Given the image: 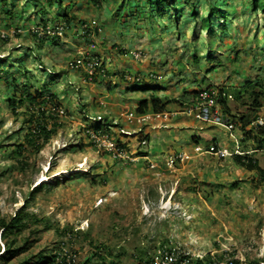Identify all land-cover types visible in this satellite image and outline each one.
<instances>
[{
  "label": "rangeland",
  "instance_id": "1",
  "mask_svg": "<svg viewBox=\"0 0 264 264\" xmlns=\"http://www.w3.org/2000/svg\"><path fill=\"white\" fill-rule=\"evenodd\" d=\"M95 1L64 0L63 6L72 7L69 14L76 21L98 23L109 38L111 44L102 47L101 39L97 42L94 36L97 33L91 31L97 49L103 51L99 55L108 71L121 65V71L109 73L108 77L118 75L132 83L135 75L144 77L145 74L136 71L144 65L147 72L163 76L159 82L148 77L146 81L153 93L170 101L167 111L188 109L194 87L202 83L223 89L233 115L247 114L242 105L247 96H241L239 101L235 99L245 77L260 76L264 84L261 74L264 0L258 9L249 5L250 0H182L185 9L197 5L196 19L187 10L177 16L170 10L166 18H153L151 4L136 0L142 12L130 20L132 24L121 13L126 11L122 6L134 0ZM6 2L0 0V30L16 32L0 39V216L10 219L18 210L27 215L29 227L8 242L15 239V247L24 246L27 239L30 242L27 249L4 261L7 240L0 228V264H28L27 261H36L40 253L71 255L75 259L71 264H80L92 241L105 243L124 264H136L139 257L146 259L147 255L156 257L164 245L195 253L227 245L234 253L242 249L248 258L256 257L264 248V182L231 157L221 159L211 153L193 154L172 167L165 164V157L172 153H192L193 144H199L202 150L213 143L233 148L229 132L217 125L197 131L199 121L194 115L190 118L182 113L167 118L153 116L125 125L108 123L116 131L109 129L113 139L120 138L121 127L132 131L131 135H121L130 143L127 154L136 158L113 159L106 143L94 141L81 126L94 124L84 114L87 111V115L108 116L118 100V92H121L120 102H130V109L134 110L138 103L135 99L141 100L150 92L127 93L123 85L122 91H117V86L110 87L113 84L110 77L106 83L98 80L84 83L80 79L82 75L67 66L74 51L72 45L76 44L75 33L67 30L58 45L40 42L32 35L34 29L42 27V7L56 20L57 15L65 18L63 6H46L47 0ZM211 2L227 10L226 19L217 18L214 25L218 28L220 54L211 52L216 51L215 41L201 30ZM135 49H140L145 58L132 59L129 55ZM213 54L216 58L211 57ZM40 63L56 74L41 70ZM127 66L130 69L123 71ZM24 83L31 93L46 86L59 95L63 124L39 150L26 149L24 154L16 156L13 150L24 142L28 123L22 114L13 115L8 99L18 97L20 93L13 95L14 88ZM107 93L109 99L104 97ZM94 94L103 98L99 105L95 99V106L87 108L83 104ZM27 108L26 102L18 109L27 111ZM180 115L187 120L178 121ZM165 123L167 128L162 127ZM145 135L148 143L141 145ZM242 145V149L255 147L248 139ZM137 151L150 152L149 158H156L157 166L151 168L144 158L138 157ZM251 155L264 169V149ZM83 163L87 171L79 170ZM43 175L47 180L38 183ZM38 219H44L47 224L37 222ZM64 229H67L65 236L61 234Z\"/></svg>",
  "mask_w": 264,
  "mask_h": 264
},
{
  "label": "trees",
  "instance_id": "2",
  "mask_svg": "<svg viewBox=\"0 0 264 264\" xmlns=\"http://www.w3.org/2000/svg\"><path fill=\"white\" fill-rule=\"evenodd\" d=\"M5 4H7L6 0H2ZM64 0H47V5L49 7H54L56 4H59V6H63ZM95 1V0H92ZM149 4H151V10H150V16L153 18L160 17L163 19L166 18L169 11H173L174 16L179 15L180 12L183 10H187L190 17L196 19L198 16L197 13V5H192L191 7L185 9V4L182 2V0H145ZM262 0H250L249 5H251L254 9H258L260 6H262L261 3ZM96 2V1H95ZM223 2V1H222ZM213 2L209 3V9L207 15L202 19V27L201 30L209 33V37H211L214 42L215 50H211L213 53H218L220 50L219 43L217 42L218 39V28L214 27L217 23H215V20L219 18L220 20L224 21L226 19V15L224 12H227L225 8H220L219 3L213 5ZM130 4V5H129ZM124 7L126 10L125 12L122 11L121 15L126 16V21L128 23L132 22L131 19H135L138 16L139 13H141V6L136 2V0L130 2ZM128 7V8H127ZM184 7V8H183ZM64 8V14L65 18H57L59 17L57 15L56 20L53 18H50L48 13L45 11V7H42L40 10L41 12V19L43 20L42 23V29L40 31H43L41 35H39V31L32 32V35L35 39L39 40L40 42H47L51 41L55 45L58 43V35L49 36L48 31H54L56 26H53V23L59 24V22H74L76 20V17L69 14V11L72 10V7H65ZM127 8V9H126ZM8 12L9 9H6ZM6 13V12H5ZM220 14V16H219ZM60 15V14H59ZM61 16V15H60ZM133 17V18H132ZM169 17V16H168ZM48 25L50 26L49 29H47ZM220 28V27H219ZM226 31L225 27L223 29ZM238 50V49H237ZM236 50V51H237ZM217 55H212V58H216ZM38 60H40V57H38ZM195 61H198L197 58H195ZM198 63V62H197ZM41 64V63H40ZM53 75V74H52ZM7 82V81H6ZM255 83L252 81L247 80V82L242 86L244 89L242 91L247 92V99L249 101H246L243 103L244 105L250 104V109L255 110L257 107H260L264 105V91L256 89ZM19 88L18 85L14 88L13 95H16L20 93V95L17 97H13L11 99H8L9 106H11V110L14 116L23 115L24 116V122L28 123V132L24 135V142H21L17 144L16 148L13 150L16 156H21L24 154L26 149L28 150H39L43 143L48 142L53 136H55L58 132V130L62 127V120H60L61 115H59V107H61V102L59 99V95L46 86H41L39 89H36L35 93H31L30 89L26 88V83L20 85ZM145 90V87H144ZM240 91V94L241 92ZM222 92V91H220ZM240 97V96H239ZM28 103L27 111H19L18 108L25 105V103ZM220 102L224 105V108L226 111H229L227 108V104L225 102L224 97L220 98ZM167 102L163 101L161 98L155 96L154 94H150L147 98L141 99L138 102L137 111L139 113H145L148 111L151 112H160L163 111L166 107ZM245 115L241 117V119H244ZM251 123V121H244L242 122V125L240 128L244 129V127ZM255 130V132L253 131ZM253 137V146L256 144L258 146L257 148H263L264 149V126L260 127H254L251 131H247L245 133L246 136ZM245 138L242 139V142H245ZM140 154H145L143 151H139ZM233 161L245 168L246 170L250 172H254L257 176L260 182H264V169L259 165L257 159H255L252 155H234L232 157ZM235 184V183H234ZM232 184V186H234ZM38 189L33 190L30 195H34ZM39 223H43L44 225L47 224L44 219H38ZM29 227L28 218L27 215H25L21 211H17L13 217L10 219H6L4 217L0 216V228H2V234L6 241V248L3 253H6L7 255L3 256L4 261H7L10 257H14L18 255L24 248H28V244L30 242V239H27L25 241L24 246L15 247V239L10 240L12 236H17L22 231L27 229ZM66 230L64 229V232L61 234L63 236L66 235ZM91 243V242H90ZM90 249L88 250L87 256L80 261V264H124L123 261L119 258L118 254H115L114 251L111 249H108L107 245L103 242H97L90 244ZM165 246V245H164ZM32 259L35 258V256L31 257ZM59 259L62 260L65 264H71L66 263V256L64 255H58L56 253L47 255L40 253L36 257V261H27L28 264H60ZM155 259V256H148L146 259L143 257H139L136 264H153ZM196 264V263H195ZM197 264H201L198 262Z\"/></svg>",
  "mask_w": 264,
  "mask_h": 264
},
{
  "label": "clouds",
  "instance_id": "3",
  "mask_svg": "<svg viewBox=\"0 0 264 264\" xmlns=\"http://www.w3.org/2000/svg\"><path fill=\"white\" fill-rule=\"evenodd\" d=\"M98 23H93L92 22H89L87 23L86 21L84 20H75L74 22H68V23H64V22H59V24H56V23H53V26H56L57 28H55L54 31H51L49 30L48 32V35L51 37V36H54V35H58V40H60V38L62 36L65 35V33L67 32V30L71 31V33H75L76 35L74 36L75 38H73L74 40V43L76 42V44H73V55L71 57L68 58L67 60V66L69 68L70 71L74 72V73H79V75H82V78L81 81H83L84 83H88L87 81H95V80H98L99 83H106L107 81V78H111V75L108 77V74L111 72L108 71L109 69L107 68V64L105 63L104 59L102 58L101 55H99L100 53H98L96 51L97 49V43L95 40H93V34H91V31L93 30L94 32L97 33V35H94V36H97V42H98V38H100L101 34H102V27H98L97 26ZM43 27L41 28H37V29H32L33 31L32 32H37L39 31V35H41L43 33V31H40ZM50 26L48 25L47 29H49ZM14 30V33L16 32L15 29ZM21 30L20 29H17V32H20ZM7 32H10L7 31ZM13 34V33H11ZM92 36V37H91ZM8 37V36H7ZM91 37V38H90ZM6 38V37H5ZM4 38V39H5ZM59 43V41H58ZM91 44H94L95 47L90 49V52L92 55H95L98 59L101 60L102 62V66L99 67V68H96L95 71H94V74L90 77L87 76V74L84 72V69L83 68H72L69 64L71 63L72 60H75L76 58L79 57V55L77 54V50L81 47H84V48H89V46ZM58 45V44H57ZM237 50V49H236ZM235 50V52H237ZM264 50V47L263 49ZM141 52V55L142 57L140 59H135L134 56H133V52ZM208 52V51H207ZM220 52V51H219ZM131 55H129L132 59L136 60V61H141L142 58L144 59L145 57H143V52L140 50V49H135L133 51L130 52ZM261 53V52H260ZM193 54V53H192ZM220 54V53H219ZM191 56H194V55H191ZM236 57V56H234ZM198 59V58H197ZM233 60V59H232ZM110 62V61H109ZM198 62V61H197ZM196 62V64H197ZM112 65V64H111ZM40 68H42L41 70H44L46 72V69H44L43 65L40 64L38 65ZM45 66V65H44ZM202 68V67H201ZM262 68V71H261V74L264 75V67H261ZM104 70L103 72H101V70ZM48 70V69H47ZM48 72L52 75V74H56V73H53L51 70H48ZM124 73V72H123ZM125 75V73H124ZM96 77V78H95ZM148 77V80L150 79L151 81L153 82H159L162 80L163 76L159 73H154L153 71H149L147 72V74L144 75L143 78H139L138 75H135L134 76V81H132V83H127L126 79L125 78H121L122 80H125L122 81L123 82V86L125 89H127V91H132V90H136V91H142L144 92L145 94L149 93L150 94H154L155 96L161 98L163 101H166L167 103L170 102L168 99L166 98H162L161 96L153 93L151 90V88H149V84L147 83L146 79ZM264 77V76H263ZM248 79H242V83L240 85V87L238 88V96H237V99H235L236 101H239L240 97L242 96V98H245L243 97L244 95L247 96V92L246 91H242L244 88L242 87L246 82L247 80L249 81H252L253 83L257 84L256 85V89L258 90H263L264 91V84H263V80H262V77L260 76H255L256 79L254 78H249L247 77ZM129 79L133 80V78L129 77ZM241 79V78H240ZM68 83H70L68 81ZM118 83H113L110 85V87H113L112 85H115L117 86ZM120 84V83H119ZM153 85H157V84H153ZM144 87H145V90H144ZM161 88H166V87H163V86H160ZM195 90L193 91L194 92V95L193 97L191 98V101H190V104L188 105V109H186L185 111H178V112H170V111H167L165 108L163 111H160V112H151V111H148V112H145V113H139L137 111V106H138V103L137 105H135V109L134 110H131L129 107H126L123 108L116 117H113V116H110L108 114L107 115H102V114H99V113H96L95 115H87V111H86V114H84V117L85 118H88L90 119V121L94 124H91V125H82L81 126L83 127V129L85 131H87V133L91 134V138H93V140H99L100 143H106V145L108 146V149L110 150V153H111V156L113 159H119V160H135L136 158L134 157H131L130 155L127 154V150L129 149V145L130 143H128V141L126 140H123V135H121L122 133L123 134H128V135H131L132 134V131L128 130V129H124V127H121L118 132V137L120 135V138H114L113 139V135H111V132L109 129H111V127L109 126L108 123H113V124H127L131 121H140L141 119L144 121L146 120L147 118H150V117H160V116H163L164 118H167V117H171V116H174L176 114H179V113H182L183 115L185 114L186 116L192 118L193 115H194V118L199 121V126H198V129L197 131L199 130H203L205 128V126H221V127H224L230 134V137H232L233 139V148H226V147H220L218 144L216 143H213L211 144L208 148H206L205 150H202L200 152H197L195 151V147H200L199 144H193V149H192V153H189V152H186V151H178V152H175V153H172L168 156L165 157V164L168 165V160L170 157H176L177 155L179 154H187L189 155V158H192L193 157V154H202V153H211V154H214L216 155L214 152H212L210 149H211V146H214L215 148L217 149H228L229 151H231V155L229 156H226V157H220L218 155H216L218 158H221V159H226V158H229V157H233L234 155H251L253 152H256L258 149H263V148H257L258 146H256V144H254V148L252 149H242L243 145L242 143V139H248L249 141H251V144L253 145V137L250 136L248 134V136L245 135V133L247 131H251L254 127H260V126H264V105L260 106V107H257L255 110H251L249 107H250V104L249 105H244L243 103H245L246 101H249L248 99L242 103V105L247 109V114H242V116L245 115V118L244 119H241L242 116L240 115H233L232 114V110L230 109V105H228L227 103V98H226V93L223 91V89L221 87H215L214 85H207V86H204L202 83L201 85H198L197 87H194ZM51 89V88H50ZM211 90H215L216 91V95H213V98L216 102V105L214 108H218L219 112H220V116H221V124H213V123H208V122H205V121H202L200 120L199 118L196 117V110H195V106H196V103L198 102V96H199V93L201 91H208L210 93ZM187 91V90H185ZM222 91V92H220ZM240 91L241 94H240ZM149 95H146L147 97ZM97 96V95H96ZM240 96V97H239ZM99 97V96H97ZM145 97V98H147ZM221 97H224L225 99V102L227 104V108L229 109V111H226L225 108H224V105L220 102V98ZM91 98V97H89ZM247 98V97H246ZM142 99H144L142 97ZM140 100H138L137 102H139ZM93 102V101H92ZM98 105L100 104V101L97 103ZM96 104V105H97ZM169 104V103H168ZM84 106H87V108H89V105L88 103L85 105L83 104ZM59 111V115H62V113L64 112L63 109H62V105L61 107H59L58 109ZM246 111V110H245ZM128 113H133L134 114V118L132 120H128L126 118V115ZM100 117V118H98ZM92 118H95V120H93ZM187 118V117H185ZM120 120H126V122H123L121 123ZM251 121V123L247 124L244 129L240 128V126L242 125V122L244 121ZM102 122H104L103 126H101ZM232 123L233 125V128L232 129H229L227 126ZM163 128H167V123H165V126H162ZM94 131V132H93ZM112 132H116L114 131L113 129H111ZM255 132V130H253ZM197 133V132H196ZM197 135V134H196ZM122 137V138H121ZM147 135H145L144 138H142V140L140 141V144L141 145H145L148 143L147 139H146ZM196 137V136H194ZM112 138V139H111ZM113 143L114 144V149H112V147L109 146V143ZM192 142L194 143H197L198 141L196 140H193ZM238 143V146H239V149H240V152L241 153H236L234 152V148H235V144ZM192 144V143H191ZM148 147V146H147ZM118 149V150H115V149ZM127 148V149H126ZM201 148V147H200ZM148 150H149V147H148ZM145 152V154H140L139 151H137V155L139 158H144L146 160V162L151 165V162L156 164L155 167L157 166V163H156V158H149V155H150V152L149 154L147 153V151H143ZM151 157V156H150ZM153 159V160H152ZM187 160V159H185ZM184 161V160H183ZM183 161H180L179 158H176L175 159V163L173 166H175V164L179 163V162H183ZM169 166V165H168ZM151 167V166H150ZM154 167V168H155ZM172 167V166H170ZM152 168V167H151Z\"/></svg>",
  "mask_w": 264,
  "mask_h": 264
},
{
  "label": "built area",
  "instance_id": "4",
  "mask_svg": "<svg viewBox=\"0 0 264 264\" xmlns=\"http://www.w3.org/2000/svg\"><path fill=\"white\" fill-rule=\"evenodd\" d=\"M14 33V30L10 32H5L0 30V39H3L8 36V34ZM95 45L91 44L89 48L80 47L77 50L78 58L72 60L69 64L72 68H83L87 76L91 77L94 74L96 68L102 66V62L95 55H92L90 49L94 48ZM135 59H140L142 57L141 52L132 53ZM104 70L102 69L101 72ZM213 95H216L215 90L201 91L198 96V102L194 107L196 110V117L202 121L221 124V116L218 108H214L216 102L213 98ZM100 118V117H98ZM128 120L134 118L133 113H128L126 115ZM95 120V118H92ZM229 129L233 128L232 123L227 126ZM109 146L114 149V144L109 143ZM115 150H118L117 148ZM216 155L220 157H226L231 155V151L228 149H217L214 146H211L210 149ZM195 151L200 152V147H195ZM234 152L241 153L238 143L235 144ZM179 158L180 161L189 158V155L183 153L179 154L176 157H170L168 160V165L173 166L175 159ZM156 164L151 162V167L154 168ZM158 255H156L153 264H264V248L260 250V253L256 257L248 258L246 254L243 253V250H237L234 253L227 245H221L220 249H214L209 252L199 251L198 253L186 251L178 247L164 246L163 248L158 249ZM66 263L75 262L74 257L71 255H66ZM60 264H65L59 259Z\"/></svg>",
  "mask_w": 264,
  "mask_h": 264
},
{
  "label": "crops",
  "instance_id": "5",
  "mask_svg": "<svg viewBox=\"0 0 264 264\" xmlns=\"http://www.w3.org/2000/svg\"><path fill=\"white\" fill-rule=\"evenodd\" d=\"M101 38H98V39H101L100 41V43H101V45L100 46H104V44H105V46H108V45H110L111 43H110V41H109V38L105 35V33H104V31H102V34H101V36H100ZM103 40V41H102ZM106 40V41H105ZM103 44V45H102ZM130 48H132L133 46H129ZM107 48V47H106ZM100 50V49H99ZM98 49H96V51L98 52V53H102L103 51L101 50V51H99ZM130 66V65H129ZM134 66H136V65H134ZM144 65H142V67L141 68H136V71H141L142 72V74L144 75V74H147V71L148 70H145L144 69V67H143ZM121 65H119V66H117L115 69H112L110 72L112 73V74H114L113 72H117L116 70H120L121 71ZM125 68H127L128 70L130 69L128 66L127 67H123L122 68V70L123 71H127V69H125ZM122 71V72H123ZM136 71H134V72H136ZM133 72V73H134ZM111 79H112V81H113V83H118L117 84V88H116V90L117 91H120L121 90V88H122V85H124L123 84V80L121 79V77L120 76H118V75H113V76H111ZM120 83V84H119ZM95 87V86H94ZM100 87H102V86H100ZM90 90L93 92V90H92V87H90ZM122 91V90H121ZM129 92H132V91H127V93H129ZM94 93V92H93ZM119 93H121V92H118V100H116V102L112 105V108H111V112H109V115L110 116H113V117H116L117 115H118V113L123 109V108H126V107H129L130 108V102H126V103H121L120 102V99H121V96H120V94ZM125 93H126V90H125ZM133 93V92H132ZM104 97L105 98H107V99H109L110 98V95L107 93V94H105L104 95ZM101 98H103V97H97L95 94H94V96H92L91 98H87V101H88V105H89V107H94L95 106V104H97L98 102H99V100L101 99ZM96 99V100H95ZM93 100H95L94 102H95V104L92 102ZM136 101H134L135 103L138 101L137 100V98L135 99ZM104 103H107V102H105L104 101ZM98 105V104H97ZM180 118V119H179ZM179 118H177V120L178 121H184V120H187V118H185V116H179Z\"/></svg>",
  "mask_w": 264,
  "mask_h": 264
},
{
  "label": "bare ground",
  "instance_id": "6",
  "mask_svg": "<svg viewBox=\"0 0 264 264\" xmlns=\"http://www.w3.org/2000/svg\"><path fill=\"white\" fill-rule=\"evenodd\" d=\"M80 167H81V168L79 169L80 171H81V169H82L83 171H87V170L85 169L86 167H84V163H83V164H80ZM45 180H47V176L43 175L41 178H39V179L37 180V182L40 183V181H45Z\"/></svg>",
  "mask_w": 264,
  "mask_h": 264
}]
</instances>
